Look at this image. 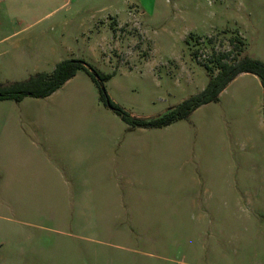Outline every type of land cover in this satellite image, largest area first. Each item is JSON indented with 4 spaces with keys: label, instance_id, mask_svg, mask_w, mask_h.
Returning a JSON list of instances; mask_svg holds the SVG:
<instances>
[{
    "label": "rangeland",
    "instance_id": "obj_1",
    "mask_svg": "<svg viewBox=\"0 0 264 264\" xmlns=\"http://www.w3.org/2000/svg\"><path fill=\"white\" fill-rule=\"evenodd\" d=\"M222 52L264 61V0H0V81L77 57L136 115L202 89ZM0 118L4 152L19 146L0 157V215L30 222L0 217V264H264L257 74L187 117L134 127L79 68L46 96L0 99ZM16 167L24 189L5 183Z\"/></svg>",
    "mask_w": 264,
    "mask_h": 264
},
{
    "label": "trees",
    "instance_id": "obj_2",
    "mask_svg": "<svg viewBox=\"0 0 264 264\" xmlns=\"http://www.w3.org/2000/svg\"><path fill=\"white\" fill-rule=\"evenodd\" d=\"M216 72L206 63L209 77L205 86L191 93L178 103L169 106L162 113L153 116L132 114L128 109L115 102L106 92L104 81L110 73L98 70L89 62L77 57L64 58L56 62L51 71H37L24 79L0 81V99L20 100L24 96L43 97L57 89L65 80L75 74L77 69H85L100 87L101 98L115 110L130 126H163L179 118L187 117L197 106L217 100L221 90L239 72H251L258 75L263 87L264 100V61L258 57L243 55L234 61L225 59L222 52L214 58Z\"/></svg>",
    "mask_w": 264,
    "mask_h": 264
},
{
    "label": "crops",
    "instance_id": "obj_3",
    "mask_svg": "<svg viewBox=\"0 0 264 264\" xmlns=\"http://www.w3.org/2000/svg\"><path fill=\"white\" fill-rule=\"evenodd\" d=\"M244 73H247V72H245V71L239 72L237 75L244 74ZM61 122L62 121H60V123ZM9 124L10 123L8 122V119L0 118V134L5 131L6 125H9ZM45 124H46V122H45ZM3 147H4L3 143L0 142V157L11 155L12 157H14L15 159L18 160V158H16V156H17V152H18L19 146L17 147L16 142H14L13 145H12V151H10L9 147L7 146V151L4 152ZM19 169H20V167H16L11 172L10 175L6 176V180H5V183L11 182V183L14 184L15 182H17L18 183L17 184V188H15V189H18V190L19 189H24V187H26L25 186V180L27 179V177H19V173H20ZM9 176H11V181H9ZM24 176H26V173H24ZM4 179H5V175L2 176V182H4ZM35 182H36L35 179H32L31 181L27 182L30 189H31V187L32 188L33 187H43L44 185H46V182H45L44 178L43 179L39 178L38 182L37 183H35ZM0 217L5 219V220H15L16 222H28V221H23L21 219H16V218L14 219V218H12L10 216L3 215V214H1ZM11 222H14V221H11ZM28 223H30V222H28ZM38 226L42 228V225L38 224ZM40 237L42 239H45L44 233H40Z\"/></svg>",
    "mask_w": 264,
    "mask_h": 264
}]
</instances>
